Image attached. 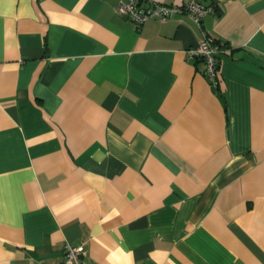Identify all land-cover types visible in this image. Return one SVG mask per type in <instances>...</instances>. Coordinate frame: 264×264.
<instances>
[{
  "label": "crops",
  "instance_id": "0c3cea01",
  "mask_svg": "<svg viewBox=\"0 0 264 264\" xmlns=\"http://www.w3.org/2000/svg\"><path fill=\"white\" fill-rule=\"evenodd\" d=\"M119 1L0 0V264H264V0Z\"/></svg>",
  "mask_w": 264,
  "mask_h": 264
},
{
  "label": "built area",
  "instance_id": "2783aa9c",
  "mask_svg": "<svg viewBox=\"0 0 264 264\" xmlns=\"http://www.w3.org/2000/svg\"><path fill=\"white\" fill-rule=\"evenodd\" d=\"M120 0L117 10L126 14L138 26L154 18L165 21L174 14L186 13L193 22L200 26L202 19L212 11L213 5L205 3L204 0H185L180 5L159 3L145 0ZM228 53V48L223 47L222 43L214 42L211 38L204 35L203 39L196 47L187 50L189 59L200 56L204 60V75L211 82L217 84L219 72L220 56ZM83 244H66L62 260L57 264H83Z\"/></svg>",
  "mask_w": 264,
  "mask_h": 264
},
{
  "label": "trees",
  "instance_id": "16d2710c",
  "mask_svg": "<svg viewBox=\"0 0 264 264\" xmlns=\"http://www.w3.org/2000/svg\"><path fill=\"white\" fill-rule=\"evenodd\" d=\"M212 5H213V8H212V11L209 13V14H213V13H217V9L215 8V5L212 3ZM219 12V11H218ZM183 14H184V12H183ZM186 14V13H185ZM209 14H207V15H209ZM206 15V16H207ZM195 23V22H194ZM196 24V23H195ZM197 25V24H196ZM201 25V24H200ZM198 26V25H197ZM210 38V37H209ZM214 42H219V43H222V46L223 47H227V44L225 43V42H221V41H219V40H216V39H213V38H211ZM192 61H193V63L197 66L198 64H201V66H202V73L204 72V60H203V58L202 57H200V56H194L192 59H191ZM204 74V73H203Z\"/></svg>",
  "mask_w": 264,
  "mask_h": 264
}]
</instances>
